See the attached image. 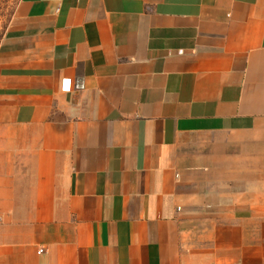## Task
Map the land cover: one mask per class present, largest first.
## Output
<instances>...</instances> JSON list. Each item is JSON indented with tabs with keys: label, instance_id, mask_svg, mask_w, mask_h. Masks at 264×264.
Segmentation results:
<instances>
[{
	"label": "crops",
	"instance_id": "crops-1",
	"mask_svg": "<svg viewBox=\"0 0 264 264\" xmlns=\"http://www.w3.org/2000/svg\"><path fill=\"white\" fill-rule=\"evenodd\" d=\"M0 264H264V0H19Z\"/></svg>",
	"mask_w": 264,
	"mask_h": 264
},
{
	"label": "rangeland",
	"instance_id": "rangeland-1",
	"mask_svg": "<svg viewBox=\"0 0 264 264\" xmlns=\"http://www.w3.org/2000/svg\"><path fill=\"white\" fill-rule=\"evenodd\" d=\"M19 0H0V40L16 10Z\"/></svg>",
	"mask_w": 264,
	"mask_h": 264
},
{
	"label": "built area",
	"instance_id": "built-area-1",
	"mask_svg": "<svg viewBox=\"0 0 264 264\" xmlns=\"http://www.w3.org/2000/svg\"><path fill=\"white\" fill-rule=\"evenodd\" d=\"M71 88H72L71 81L70 80L69 81H65V84H64L65 91H70ZM39 252L42 253L43 250L41 249Z\"/></svg>",
	"mask_w": 264,
	"mask_h": 264
}]
</instances>
